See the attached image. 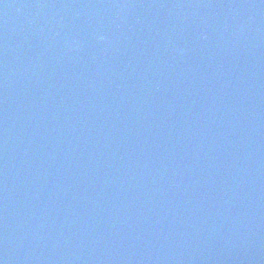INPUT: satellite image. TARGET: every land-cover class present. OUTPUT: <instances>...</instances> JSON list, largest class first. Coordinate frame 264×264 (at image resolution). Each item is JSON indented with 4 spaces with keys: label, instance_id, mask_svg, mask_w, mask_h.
<instances>
[{
    "label": "water",
    "instance_id": "water-1",
    "mask_svg": "<svg viewBox=\"0 0 264 264\" xmlns=\"http://www.w3.org/2000/svg\"><path fill=\"white\" fill-rule=\"evenodd\" d=\"M0 264H264V0H0Z\"/></svg>",
    "mask_w": 264,
    "mask_h": 264
}]
</instances>
